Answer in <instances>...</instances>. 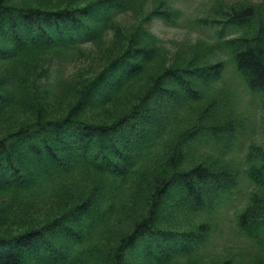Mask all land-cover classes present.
Wrapping results in <instances>:
<instances>
[{
    "label": "trees",
    "instance_id": "1",
    "mask_svg": "<svg viewBox=\"0 0 264 264\" xmlns=\"http://www.w3.org/2000/svg\"><path fill=\"white\" fill-rule=\"evenodd\" d=\"M25 1L0 0V61L89 45L131 3L61 0L48 8ZM209 16L196 20L214 35L208 53L226 50L248 90L264 93V0L216 3ZM156 17L174 25L179 16L164 8ZM141 36H125L79 84L57 86L58 94L66 89V104L56 116L35 110L36 99L23 97L26 84L10 100L8 80L0 82V116L17 102L36 111L0 136V196H11L1 218L28 213L48 183L60 189L47 204L54 210L37 225L21 222L7 233L0 228V264H126L130 256L134 264H196L191 259L206 258L203 250L212 248L217 228L209 216L239 184L236 167L209 156L226 157L240 139L222 93L213 89L226 64L196 56L164 63L158 47ZM99 88L106 91L92 100ZM111 104L117 107L107 112ZM205 145L213 151L202 150ZM244 161L245 175L264 188V150L249 151ZM248 198L234 224L263 244V194ZM185 214L198 220L184 228L167 224ZM112 221L119 225L111 240L103 229Z\"/></svg>",
    "mask_w": 264,
    "mask_h": 264
},
{
    "label": "rangeland",
    "instance_id": "2",
    "mask_svg": "<svg viewBox=\"0 0 264 264\" xmlns=\"http://www.w3.org/2000/svg\"><path fill=\"white\" fill-rule=\"evenodd\" d=\"M25 2L53 8L59 6L61 0H26ZM239 2L255 5L263 3V0H131L127 11L113 19V27L108 30L102 28L97 39L89 45L65 49L59 54L44 51L0 61V82L8 80L6 84L11 90L10 100H16L19 91L26 84L23 97L32 100L33 96L36 99L32 102L35 110L45 113L48 117L56 116L66 104V89L62 94H58L55 88L57 86L68 88L82 82V78L90 76L96 69H99L104 59L111 55L112 48L117 49L125 36H129L132 32L137 38L141 33L142 42L147 45L158 47L161 51V62L164 63H183L193 56L209 62L218 59L225 61L227 66L223 84L220 83L213 89L222 93L221 97L225 99L230 115L236 119L234 121L236 128H239L235 138L240 139L236 141V146L228 152L227 157L221 158L211 154L209 156L230 167L233 165L238 168L240 181L237 191L232 195V202L229 205L226 202L222 203L211 213L213 221L217 222L216 232L213 233V246L210 250L209 248L203 250L206 252V258L191 259V261H196V264H219L222 259L228 258L234 259L235 264H264V243L259 244L247 238L234 224L235 213L248 201L251 192L261 191L264 199V188L261 186L255 188V185L244 176L246 166L244 156L249 151L262 152L264 150V94L251 93L248 90L242 77L234 70L232 60L226 52L212 49V52L208 53L213 40L211 30L196 23L198 18L210 17L209 13L216 3L237 6ZM162 5L165 6L162 7ZM164 8L180 11L175 25H170L156 17L157 11ZM137 26L141 29L137 30ZM155 71L156 68L152 72ZM114 76L116 74H113ZM139 86L140 84L127 92L121 98L120 103L127 100L130 94H136L135 90ZM33 91L35 92L31 94ZM104 91L106 88H99L94 92L92 100L97 99ZM116 107L117 105L111 104L107 112ZM35 110L22 108L18 102L10 105L8 110L3 111L0 116V136L31 121ZM203 147L202 150L207 153L213 151L212 145ZM249 157L252 158V154ZM68 182L63 184L67 186ZM54 185H57L56 181L40 188L37 205L30 206L28 213L22 211L20 216L16 215L7 219L1 218L3 216L1 209L6 203L11 202V196H0V228H3L2 231L7 233L10 230H16L24 226L21 222L25 225H37L43 218L42 216L54 210L47 205L60 191V189L53 191ZM43 189L46 191L42 192ZM13 212L12 207L7 214ZM196 220H198L196 217L185 214L182 219H175L167 224L184 228L191 227ZM118 225L119 223L112 221L104 227L103 230H109L106 233L109 239L112 240ZM133 262L134 259L131 256L128 261H125L126 264H134ZM170 264H186V260L172 261Z\"/></svg>",
    "mask_w": 264,
    "mask_h": 264
}]
</instances>
